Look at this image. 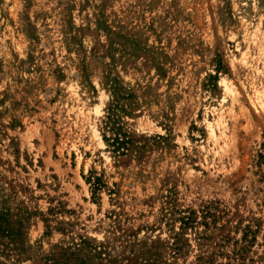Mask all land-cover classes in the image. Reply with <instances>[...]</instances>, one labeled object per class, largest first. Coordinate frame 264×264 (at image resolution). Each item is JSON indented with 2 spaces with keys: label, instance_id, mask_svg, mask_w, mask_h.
<instances>
[{
  "label": "rangeland",
  "instance_id": "rangeland-1",
  "mask_svg": "<svg viewBox=\"0 0 264 264\" xmlns=\"http://www.w3.org/2000/svg\"><path fill=\"white\" fill-rule=\"evenodd\" d=\"M105 76L137 96L126 129H168L169 147L147 140L143 161L125 164L106 151ZM170 191L208 232L212 219L258 222L250 257L264 264V0H0V209L23 219L27 244L45 251L63 239L43 236L45 218L97 240L112 211L151 227ZM187 237L189 264L197 246Z\"/></svg>",
  "mask_w": 264,
  "mask_h": 264
},
{
  "label": "trees",
  "instance_id": "trees-1",
  "mask_svg": "<svg viewBox=\"0 0 264 264\" xmlns=\"http://www.w3.org/2000/svg\"><path fill=\"white\" fill-rule=\"evenodd\" d=\"M106 31L108 35L111 32L109 28H106ZM132 45L133 56H138L143 49L135 42ZM161 65L162 63L154 65L159 77L165 72ZM220 70L221 65H216V73ZM208 79L216 81V75H210ZM102 85L109 94L101 122L102 141L106 145V151L118 163L125 164L132 158L142 162L148 148L145 142L147 140L153 141L152 145L169 147L171 136L168 129L165 136L155 135L150 138L135 135L126 129L123 117L133 116L134 110L139 107L132 88L125 85L118 76H105ZM89 182L92 195L97 199L103 183L99 177L91 178ZM172 195L170 191L168 195L163 196L159 218L151 227L133 228L123 222L120 212H110L107 215L109 224L104 230L102 240L85 235L73 236L68 228L71 227L69 222L45 218L43 236L59 234L63 238L51 244L45 251L37 245H28L23 219L18 214L11 213L9 209L1 208L0 256L13 264L25 261H31L33 264H178V261H182L180 264H186L191 252L187 235L193 232L197 253L189 264H253L250 256L255 254L252 248L256 242L258 222L251 221L242 228L228 225L217 227L212 219L211 229L214 230L208 232L210 223H207L206 217L203 216V221L199 223L195 212L179 209ZM55 210L57 209H49V215H56ZM199 224L204 227L203 231H197ZM162 226L169 233L167 239H161L160 235L152 238L153 233L160 231ZM142 230L146 233L139 237ZM237 230L241 232L240 238L231 236L232 232L237 234Z\"/></svg>",
  "mask_w": 264,
  "mask_h": 264
}]
</instances>
